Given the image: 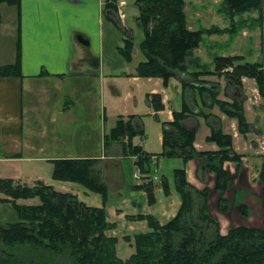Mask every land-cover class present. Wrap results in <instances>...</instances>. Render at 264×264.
<instances>
[{
  "label": "trees",
  "instance_id": "obj_1",
  "mask_svg": "<svg viewBox=\"0 0 264 264\" xmlns=\"http://www.w3.org/2000/svg\"><path fill=\"white\" fill-rule=\"evenodd\" d=\"M20 1L0 0V22L2 6H16ZM136 3L140 10L138 22L144 33L141 51L145 56L137 67L139 77L161 78L168 86L175 76H188L198 86L201 85L199 89L207 88V82L202 80L207 76H224L234 88H241L243 79L250 78L256 81L264 99V0H223L221 12L230 19L231 26L225 29L213 26L196 31L187 27L186 0H136ZM251 12H258L256 21L263 32V61L252 63L243 55L216 56L215 69L211 71L193 57V51L203 42L204 36L235 34L241 27L236 18H244V14ZM244 22L249 20L243 19ZM133 47V39L127 38L118 50L126 60L132 61ZM21 76L19 62L0 67V77ZM209 97L213 107L218 106L228 117L238 120L240 134L249 132L250 124L241 100L222 101L214 93ZM151 102L156 111L164 110L160 95H153ZM191 112L189 108L175 111L174 121L164 123L162 155L183 158L185 164L200 158V180L207 183L206 176L214 175L218 210L228 212L230 202L226 194L232 180L225 164L233 162L239 170L243 155L234 149V136L217 127L212 128L206 141L216 144L218 149L198 151L194 145L197 131L183 126ZM138 135L132 118L126 121L119 116L115 127L105 135V146L121 144L124 156H137L136 163L146 170L151 156L133 144ZM53 163V174L57 180L73 182L108 197V185L103 178L100 160L58 159ZM260 180L264 184V164ZM176 186L182 201L176 216L166 224H161L151 215L136 217L146 220L150 231L123 238L134 247L133 254L123 260L117 253L118 238L107 235L114 224L108 222L105 207L88 206L76 195L59 192L43 181L30 186L13 179H0V193L7 197L0 199V203L12 204L19 217L17 222L0 225V264H38L34 253L43 255L42 250L66 257L71 264H264V227L238 226L223 234L219 221L210 214L209 188L199 190L193 186L185 169L176 171ZM135 188L147 193L151 205L156 202L152 180ZM31 199H39L40 203H18ZM239 210L242 215H248L246 206L241 205ZM25 250L28 252L24 253Z\"/></svg>",
  "mask_w": 264,
  "mask_h": 264
},
{
  "label": "rangeland",
  "instance_id": "obj_2",
  "mask_svg": "<svg viewBox=\"0 0 264 264\" xmlns=\"http://www.w3.org/2000/svg\"><path fill=\"white\" fill-rule=\"evenodd\" d=\"M131 1V7L134 6V0ZM204 8H210L215 15H221L225 19V25L230 27V19L221 12L223 0H202ZM202 5V4H201ZM194 7H189L192 13ZM134 9V8H133ZM210 15V14H208ZM220 16V17H221ZM210 17V16H209ZM258 12L244 14V18L237 17L236 21L241 22L235 34L214 35L205 37L200 44V50L195 51L196 55H202L200 61L205 68L213 70L215 68L214 58L227 52H240L250 62L263 61V32L256 18ZM131 15L128 22L131 21ZM209 19V18H208ZM243 19L249 20L244 22ZM253 19V21H252ZM115 22V23H114ZM112 21L111 26L105 28V59L111 62L107 68L105 83L102 87L101 77L94 76L92 78V86L98 89V95H84L87 90L81 93L74 90V84L71 81L48 83L42 86L44 92L41 95H29V91L24 95V124H25V140L44 149L42 162L31 160L32 156L37 155V151L24 155L29 157L23 160L21 169L23 170V179L30 185H34L37 180H42L45 184L53 186L59 192L70 193L75 192L79 200L92 207H105L110 212L111 219H114V211L124 208L126 212H131L122 206L123 199L133 200L139 203L138 209L141 212H156L161 208L162 202L152 204L148 203V196L143 190H132L130 186L138 182V176L150 174L157 178L155 184L158 189L157 197L161 201L181 202L180 193L176 186V171L184 168V160L180 157H166L161 154L154 162L149 163L148 171L143 169L135 162V158H124L121 167L115 170V167H107L108 173L111 174V181H108V197L104 198L101 194L87 190L79 184L61 181L54 178V165L51 159L65 158L84 155H97L103 150V135L116 124L118 115L126 116L137 114L141 118L143 125V136L138 135L134 139L137 143L142 144L144 148L151 154L161 153L162 146L160 141V132L163 130V122L166 120L164 115H156L154 104L147 94L152 88V84L148 83V78L140 77L148 86L141 88L140 83H132V79L127 73L131 72V68L140 62L144 55L141 51V43L144 39V33L140 28L135 27L133 31L135 43V57L133 61L126 60L118 51V46L122 44V40L126 38L125 29L117 21ZM192 19H189V23ZM218 22V21H216ZM191 24V23H190ZM220 24V23H218ZM223 24V23H222ZM136 26V20H135ZM211 24L203 22L198 24L197 28L209 27ZM226 27V28H227ZM225 29V28H222ZM210 39V42L208 40ZM212 37V36H211ZM211 39H218L215 45ZM195 58V56L193 55ZM200 63V64H201ZM118 74L115 80L116 88L119 89V95L112 94L110 83L113 75ZM174 82V80H173ZM224 83V82H223ZM164 87L165 84L163 83ZM56 88V89H55ZM103 88V91H102ZM233 90L227 88L224 91L226 98L237 93L239 100L244 102L243 108L246 113V119L250 124L249 132L246 135H239L237 126L235 127L234 149L237 153L243 155L240 169L237 170V164L231 162L226 167L231 172L232 186L227 192L226 197L230 202L229 211L222 213L218 210L217 197L212 193L209 196L210 214L219 221L221 231L227 233L230 228L244 226L249 228H263V191L264 184L260 180V172L264 164V99L261 97L253 82H247L243 90ZM49 90L52 95H49ZM128 92L133 95L128 96ZM64 93L58 95V99L53 94ZM80 93V94H78ZM73 94V95H71ZM175 95V92L173 93ZM72 98L74 104L69 113L59 114L54 120V113L58 109L64 108L65 98ZM33 101H35L33 103ZM37 102V106L35 103ZM118 116V118H117ZM131 117V116H129ZM205 134L202 126L199 131V139ZM26 157V158H27ZM57 159V160H58ZM116 173L118 179L115 178ZM208 185L213 188L214 175H207ZM18 203L22 205H37L39 199L20 200ZM247 208L248 215H242L240 206ZM19 220L18 214L10 203H0V225L14 223ZM118 227L115 232L107 231L108 235L118 237L117 245L118 256L126 260L134 252V247L123 240L127 234L134 235L136 233H144L143 224L135 225L134 228L124 221H118ZM147 227V224H145ZM148 231V229H145ZM28 251L25 250L24 253ZM43 255L34 253L38 264H71L70 261L61 255L48 251H41ZM23 252H21L22 254ZM23 253V254H24Z\"/></svg>",
  "mask_w": 264,
  "mask_h": 264
},
{
  "label": "crops",
  "instance_id": "obj_3",
  "mask_svg": "<svg viewBox=\"0 0 264 264\" xmlns=\"http://www.w3.org/2000/svg\"><path fill=\"white\" fill-rule=\"evenodd\" d=\"M109 1L110 0H21L19 5L16 6H9L7 4L2 6V20L0 22V67L19 62L22 76L0 77V152L2 153V156H0V179H13L17 183L30 185L22 178V161L29 159V157L24 155L37 151V155L32 156L31 160L42 162L45 159L42 154L44 152L43 147L25 140L24 95L27 91H29V95H41L40 92L45 91L41 89L42 86L48 83L56 82L57 85H59V82L64 83L71 81L74 84L75 91L81 93L87 90L84 95H94L95 93L98 95V89L92 86V78L94 76H100V83L103 87L107 75L112 74V72H107V68L111 65V62L107 61L104 55L105 28L111 26L112 21L114 22L116 20L117 23L119 22L117 6L109 5ZM127 2L126 22L124 24L125 26L122 27V29H125L127 37L122 40V44L118 46V48L124 46V42L127 38L134 39L133 31L135 27L141 29L138 22L140 10L136 0L133 1L134 9L131 7V1L127 0ZM214 2H217V0H212V3ZM189 7H194L192 13L189 12ZM185 12L187 15V27L191 31L209 29L213 26H218L220 28L227 27L224 22L225 19L221 15H217V13L215 15L212 9L203 7L202 0H186ZM130 15L133 19L131 18V21L128 22V17ZM190 18L192 19V22H190L191 24L189 23ZM208 21L211 26L197 28L198 24L201 25V23H207ZM205 37H207V35L204 36V39ZM210 38H214V35H212V37L210 36ZM208 40L210 42L209 37ZM211 40L213 41L215 39ZM213 42L215 45L212 44V46L215 47L217 42L220 41L216 39ZM200 47L201 45L193 51L195 59L199 61L202 60L203 54L198 56L195 51L200 50ZM135 49L134 43L132 61L135 57ZM235 55L243 54L236 51L231 54L225 52L220 56L227 57ZM144 60L145 56L142 57L134 68L130 69L131 72L127 73L131 77L129 79H132V83H140L141 88L148 86L147 83L142 81L144 79L137 75V67ZM214 69L210 70L214 71ZM115 76H118V74L115 73L113 78H111V92L112 94L119 95V89L116 88L115 83L117 77ZM147 80L148 83L153 85L147 93L150 96V100H152L153 95H160L162 103L164 104V110H155L156 115L161 114L166 117V120L163 122V130L160 132L162 151L165 128L164 123H171L174 121L175 111L180 112L188 108L192 111V114L183 121V126L187 129L197 131L194 145L198 151H216L218 149L216 144L206 141V138L211 135L212 128L214 127L221 128L225 134L233 135L235 138L234 132L237 126L238 134L243 136L238 131V120L228 117L218 106L213 107L209 97L211 93H214L218 94L219 100L226 102L233 101L225 97L224 91L227 88H232L233 90H237L238 88H234L224 76L203 77L202 80L207 82L206 89H199L201 85L198 86L188 76H175L169 82L168 87L163 86V80L161 78H148ZM247 82L256 84L258 90L256 81L250 78L243 79V86L239 90H243ZM46 91L49 92V95H52L49 90ZM174 92L175 95L173 94ZM63 94L64 93H58L53 95H57L54 96V98L58 99V95ZM127 95L130 96L133 95V93L128 92ZM231 97L238 99L239 97H243V95L238 96L237 93H234ZM65 100L66 102L63 104L64 108L62 106V108L54 113V120L59 114L65 115V113H69L72 110V105L74 104L72 98L66 97ZM34 102L35 101H33V103ZM241 102L243 101L241 100ZM35 105H38L37 102ZM246 115L245 113V117ZM118 116H123L126 121L132 118L134 128L139 132V135L143 136V125L141 124V118L137 114L128 116L120 114ZM209 116L211 117L209 118ZM202 126L205 129V134L199 139V131ZM114 127L115 126L111 129ZM169 129L172 130L171 128ZM110 130L106 131L103 135V150L100 151V154L65 157L63 159L100 160L103 178L108 185V181H111L112 173H108L107 167H115L116 170L118 167H121V161L125 160L124 158H135L132 156H124L122 145L119 143H114L106 148L105 135L109 133ZM125 141L124 143H126ZM133 144L135 146H140L144 153L157 157L156 160L162 154V152L151 154L142 144L137 143L135 139L133 140ZM57 159L58 158H53L51 160L55 161ZM201 163L202 160L200 158H194L186 164L184 162L183 169L186 170L187 179L199 190L209 188L210 193L213 195L215 193L218 199V192L214 188L215 177L213 188L208 185V182L205 183L199 178L198 173ZM228 163L225 164V167ZM226 169L228 168L226 167ZM115 178L118 179L117 173ZM153 178L156 203L162 202L161 208L157 213L141 212V210L138 209L139 203L133 200L123 199L122 206L131 212H126L124 208L118 207V209L114 211V219H111L110 212L107 210L108 222L114 224V228L110 230L111 232H115V229L118 227V221H124L130 224L132 228H134L135 225L140 226L143 224L144 233L150 231L146 220H138L136 218L139 215L154 216L161 224H166L176 216L182 201H171L168 203L163 200L161 201L156 195L159 189L155 184L157 178ZM135 186H139V182H136L130 186V188L134 191L138 190ZM70 193L76 195L75 192ZM5 198L7 197L0 193V199ZM149 205L151 204L149 203ZM152 207L153 205L149 208V211L152 210ZM145 224H147V227ZM145 229H148V231Z\"/></svg>",
  "mask_w": 264,
  "mask_h": 264
},
{
  "label": "built area",
  "instance_id": "obj_4",
  "mask_svg": "<svg viewBox=\"0 0 264 264\" xmlns=\"http://www.w3.org/2000/svg\"><path fill=\"white\" fill-rule=\"evenodd\" d=\"M127 5V2L125 0L120 1L119 6H120V10H119V17L122 21H124L126 15L125 12L122 10V8H124Z\"/></svg>",
  "mask_w": 264,
  "mask_h": 264
}]
</instances>
